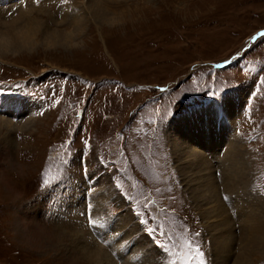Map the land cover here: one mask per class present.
Masks as SVG:
<instances>
[{
	"label": "rangeland",
	"instance_id": "374dc122",
	"mask_svg": "<svg viewBox=\"0 0 264 264\" xmlns=\"http://www.w3.org/2000/svg\"><path fill=\"white\" fill-rule=\"evenodd\" d=\"M84 1L90 2L74 3L81 6ZM103 2L117 18L102 25L89 21L83 31L60 45L52 44L47 32L70 36L72 30L60 25L61 15L50 0L36 3L42 12L32 17L47 27L33 37L24 31L31 18H9L0 9V32H6L8 27L3 25L9 22V27L17 28L1 43L28 44L13 52L0 49V97H29L35 104L29 130L22 129L19 116L0 112L13 117V140L18 144L13 167L0 143V264H73L71 249L77 233L93 245L99 239H94L87 211L82 207L77 211L69 198L86 193L82 197L86 203L87 193L101 194L100 187L105 186L112 188L111 197L97 198L95 219H113L111 233L120 234L119 226L124 219L127 226L126 215H131L149 243H130L129 252H138L131 263L147 264L153 249L160 255L158 264L176 259L161 255L139 222L146 217L134 214L150 201L152 214H159L157 223L173 243L192 241L203 251L205 264H235L242 245V219L231 214L225 194L226 212L213 218L212 206L218 209L222 203L221 187L201 193L200 185L212 181L208 173L179 171L204 150L178 127L200 111L215 109L217 130L224 124L226 135L237 144L230 154H245L246 199L250 211L259 210L264 221V38L258 37L264 32V0ZM229 59L230 64L216 67ZM231 103L235 114L229 124L218 109L225 110ZM212 123L215 126L214 119ZM1 131L6 134L5 127ZM184 143L194 156H183L178 162L182 151L178 147ZM229 159L213 164L214 169L222 172ZM92 181H102V186L95 188L92 183L90 187ZM5 184L13 189H5ZM243 187L237 194L247 192ZM200 196H214L217 204H206ZM72 209L76 210L69 212ZM132 231L122 233V240ZM168 239L160 242L168 245ZM104 250L114 264H121L109 244ZM218 251L220 259L215 258ZM248 264H264V252L248 258Z\"/></svg>",
	"mask_w": 264,
	"mask_h": 264
},
{
	"label": "bare ground",
	"instance_id": "6f19581e",
	"mask_svg": "<svg viewBox=\"0 0 264 264\" xmlns=\"http://www.w3.org/2000/svg\"><path fill=\"white\" fill-rule=\"evenodd\" d=\"M50 1L54 3V5L58 10V13L61 15L60 25L64 24L68 26L67 29L70 28L72 30V35L70 36L66 35V32L62 33V32L51 31V32H47V34L45 32V34L47 35L46 38L50 37L49 39L52 41V44L55 45H60L62 41H67L70 38L72 39L79 31H83L85 24L88 23L89 21L92 22L93 24L102 25L104 24L105 21L111 20L112 22L114 18H117L116 15L114 16V12L106 7L105 3L103 2L104 0H90V2L84 1L81 3V6H76L74 0H50ZM0 9H4L5 13L9 18H12L14 15H15L14 18H16V16L17 17L25 16L31 18L28 21L30 26L25 27L24 29L26 36L33 37L34 35H36V32H39L40 29H42L43 26H45L43 25V23L39 22L41 19L36 20L37 18L35 19L34 17H32L34 13L42 12V10L37 9L36 2H34V0H0ZM32 22H34V25L32 24ZM0 24H2V21L0 22ZM3 26L8 27V29L6 30L4 29L6 32H0V49L6 48L7 51L10 50L13 52L28 45L27 42H17V41L8 42L7 44H2L1 41L3 40V36L13 35L14 32L17 30L15 26L9 27L11 26V22L4 24ZM45 27H47V25ZM232 103L231 105H228L225 110L222 108L218 109V114L221 113L225 115V118L227 119L229 124H231L230 119L235 114V109L233 108ZM30 108H32V111L30 110ZM34 109H35V104H31L29 97H16L11 99L9 97L7 98L0 97V112L1 111L8 112L9 114L14 115L15 118L19 116L18 120L22 119V123H21L22 129L29 130V128L32 126L33 123L32 113ZM214 110L215 109L209 108L207 110L200 111L199 113H197V116L195 114V116L193 115L191 116V118L183 120L181 122V126L178 127V130L180 132L186 133L184 137L186 136L191 137V139L194 140L196 144L202 146L204 150L203 155L199 154L195 156L196 160L188 163H183L184 166L182 167L180 166L179 171L188 172L191 170L194 173V175H198L201 173H208L207 175L208 177H210V180L212 181H209L207 185L204 184L200 185V188H202L199 189L201 193H207V191L214 193V190L217 189L220 190L221 187V191H220V195H221L220 198H222L221 199L222 203H220L221 206L218 207V209H216L217 207L213 205L214 207L212 206L211 208L213 212H211L210 214L211 216H213V218H217L218 216H221L222 213L226 212V207H225L226 203L223 204L224 201L222 197V195L225 194L224 197H226L228 200L227 201L228 203L226 205L229 206L231 204L230 207H228L229 211L233 216L235 214V217L238 220L242 219V223L244 224L242 233L239 236L240 241L242 243L241 250H239L240 252L236 254L235 264H248V258L254 255L262 254L264 252V221H262L261 217L257 214V212H260L259 210L250 211L251 205L250 202L246 199L249 194L248 192L249 190L247 189L249 188L247 187V184L249 182L248 181L249 171H247V168L249 167L245 162V154L242 151H236L234 152L233 155L230 154L231 153L230 151L234 149L237 144L233 143L231 135L228 136L226 135L228 134V129H225L224 124L222 125L221 123L220 130H217L216 124H218L219 122H217L216 120ZM23 113L24 115L21 117ZM26 114H29V117H26ZM12 119L13 117L10 118L7 116H0V131L1 128L4 127L6 129V134L1 133L2 131L0 132V137H2L0 143L5 145L4 146L5 158L8 160L11 159L13 163V167L14 166L16 167V164L12 159H14L13 150L16 148L18 144H15L13 140L15 138L13 136L15 134L16 125L12 122L13 121ZM213 119L215 122V126L212 123ZM175 144H177V142L173 143V147H177ZM185 145L187 144L184 143L182 145H179L178 147L179 149H182L181 153L178 154V159H179L178 162H182L181 160L183 156L185 159H187V157H185L186 155H189V157L194 156L193 153L188 151ZM229 157H230L229 164L221 168L222 172L216 171L214 169V165H218L220 162L224 161L226 158ZM208 158L211 162L208 161ZM215 175L219 177L216 179H212L214 178ZM88 181L90 180L88 179ZM104 181H106V178L104 179ZM92 183H95L94 184L95 188L98 186H102V181H99L98 183H96V181H92L89 183L90 187ZM242 187L247 192L246 193L243 192L242 194H237L238 189H241ZM4 188L9 189L11 191L12 187L7 186V184H5ZM100 188L103 190V192L101 191V194L98 191L87 193L88 195L86 198V203L82 202V197H84L86 193L81 194L82 196L75 194L74 196L69 198V200L72 201V203L77 207V211H79V208L81 207L84 208V210L88 208L86 210L88 215L90 217H93L95 221L94 226L90 225L91 231L95 235L96 234L98 235V239L100 241V242L97 241L99 245L98 244L93 245L91 243L92 240L90 241V243H87L86 240L84 238L82 239L80 235L77 233L78 238L75 243L76 246L74 245V247L71 249V257H72L71 262L73 264H80V262H84V264L85 263L114 264L112 259H110L109 253L104 250V248L109 244L110 247L112 248V252L114 253V257L117 260H122L120 262L121 264H134L131 262L135 261L134 259L137 257L138 252L137 251H133L132 253L129 252L128 247L130 246V243L138 242L137 244H147L148 242L147 241L144 242V238H142L143 231L140 226H137V224L134 225L133 217L131 215H126L127 226H125V219H124V225L119 226L121 230L120 234L115 233L114 231L111 233V231L113 230L112 228V224L114 222L113 219H106V220H103L102 218L95 219L93 215L95 214L99 215V213H96L97 210L95 208V203L97 202V198L103 196V194L105 195L104 197L106 196L111 197V195H109L108 193L112 192L111 187L105 186L104 188L103 187ZM244 189H242V191ZM232 195H234V197ZM198 199H202V200L204 199V202H206V204L209 205L210 204L212 205L214 202L217 204L214 196H211L210 198H205L204 196H200L198 197ZM233 199H237L239 201V202L235 201L234 206L232 205ZM65 201H68V198H66ZM60 203H62L61 198H60ZM252 203L254 204V202ZM85 206L87 207L85 208ZM75 210L76 209L74 210L72 209L69 212H74ZM76 214L79 215L80 213L77 212ZM222 225L228 227V224H226V222H223ZM129 230H133L132 231L133 235L132 236L130 234L128 236L126 235L125 239L122 240L120 235L122 233L124 234L128 233ZM221 237L222 236L217 237L216 241H214L216 242V246L220 245L218 239ZM216 249L218 248L216 247ZM153 250L150 253L151 257H149L150 254L148 255L149 261H147V264H153L154 261L153 257L157 255L156 254L157 252ZM215 258L217 259L222 258V252L218 251V254L217 253L215 254ZM224 263L226 262L224 261L223 264Z\"/></svg>",
	"mask_w": 264,
	"mask_h": 264
},
{
	"label": "snow or ice",
	"instance_id": "6c2138e0",
	"mask_svg": "<svg viewBox=\"0 0 264 264\" xmlns=\"http://www.w3.org/2000/svg\"><path fill=\"white\" fill-rule=\"evenodd\" d=\"M37 4H39V0H34ZM259 38H264V32L258 33ZM258 37H253V39H257ZM232 61L231 59L223 62V64H217V68H222L225 67L227 64H230ZM264 83V82H262ZM160 92H165L167 89L160 88ZM210 95H216L215 92H209ZM55 96L56 94L53 93ZM59 100H54V103H59ZM172 113L166 112V116H170ZM163 120V117H162ZM87 143V141L85 142ZM108 166V165H105ZM116 172H119V169L115 170ZM45 185L49 183V181L45 180L43 181ZM227 199V198H226ZM129 203H131V200H129ZM142 210L140 212L134 211V214L139 218L141 216L146 217L143 219H140L139 222L144 228L146 229V234L151 238L153 241L155 247L160 250L161 255L162 254H167L169 256H174L176 259L172 261V264H205V261L203 259L204 253L203 251L200 250V247L198 245H194L192 241H184L181 243L179 240L176 242H172L170 239H168V234L166 232H163L162 229L160 228V225L157 223L159 220V214L153 215L152 213L155 211L154 208H152L151 202L150 201H145V203L141 206ZM94 219L89 218V224L94 226ZM149 223H155L156 227L149 228L147 225ZM199 234L197 233V236ZM168 239V245L165 243H161L160 239ZM174 249V250H173ZM192 253H195L196 256H193ZM160 256V255H159ZM154 257L153 264H158V257ZM199 258V259H197Z\"/></svg>",
	"mask_w": 264,
	"mask_h": 264
}]
</instances>
